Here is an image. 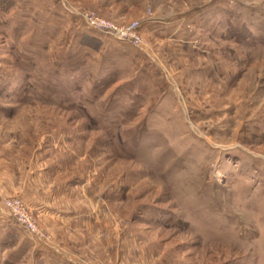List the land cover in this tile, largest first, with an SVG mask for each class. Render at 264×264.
<instances>
[{
	"label": "rangeland",
	"instance_id": "obj_1",
	"mask_svg": "<svg viewBox=\"0 0 264 264\" xmlns=\"http://www.w3.org/2000/svg\"><path fill=\"white\" fill-rule=\"evenodd\" d=\"M76 10L137 21L148 55ZM0 195L66 247L85 221L91 264H264V0L0 11Z\"/></svg>",
	"mask_w": 264,
	"mask_h": 264
},
{
	"label": "crops",
	"instance_id": "obj_2",
	"mask_svg": "<svg viewBox=\"0 0 264 264\" xmlns=\"http://www.w3.org/2000/svg\"><path fill=\"white\" fill-rule=\"evenodd\" d=\"M22 1L26 3V0ZM151 25L155 29L158 26L157 20H154ZM25 201L37 218L51 210L48 204H45V207L50 208H43L42 202L38 200ZM80 228L83 229L79 231L84 237L74 239L77 241V247H66L59 240H40L14 222L13 218L3 208L2 196L0 195V248L3 247L2 254L8 256V264H91L90 255H93L90 242L92 240L91 234L89 232L88 236L85 237L87 234L85 221H82Z\"/></svg>",
	"mask_w": 264,
	"mask_h": 264
},
{
	"label": "built area",
	"instance_id": "obj_3",
	"mask_svg": "<svg viewBox=\"0 0 264 264\" xmlns=\"http://www.w3.org/2000/svg\"><path fill=\"white\" fill-rule=\"evenodd\" d=\"M67 12H72V8L64 6ZM79 15L87 28L97 30L102 33L109 34L116 39L123 40L131 44L134 48L148 55L147 50L143 47V39L138 34L137 21H133L130 24L123 25L118 24L109 18L95 14L92 11H75ZM3 208L13 218L14 222L25 229L27 232L33 234L40 240L47 241V236L43 234L40 228L36 225L35 218L33 216L31 208L27 202L20 197H4L2 198Z\"/></svg>",
	"mask_w": 264,
	"mask_h": 264
},
{
	"label": "trees",
	"instance_id": "obj_4",
	"mask_svg": "<svg viewBox=\"0 0 264 264\" xmlns=\"http://www.w3.org/2000/svg\"><path fill=\"white\" fill-rule=\"evenodd\" d=\"M15 3L16 0H0V11H8Z\"/></svg>",
	"mask_w": 264,
	"mask_h": 264
}]
</instances>
